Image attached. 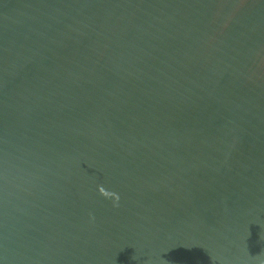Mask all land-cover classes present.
Listing matches in <instances>:
<instances>
[{
    "label": "water",
    "instance_id": "95a60500",
    "mask_svg": "<svg viewBox=\"0 0 264 264\" xmlns=\"http://www.w3.org/2000/svg\"><path fill=\"white\" fill-rule=\"evenodd\" d=\"M0 264H264V0H0Z\"/></svg>",
    "mask_w": 264,
    "mask_h": 264
}]
</instances>
